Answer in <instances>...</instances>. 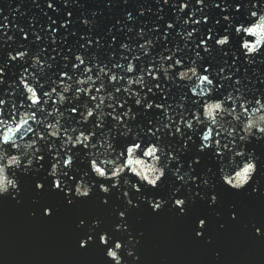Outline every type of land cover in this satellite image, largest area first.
Here are the masks:
<instances>
[{"label": "water", "instance_id": "1", "mask_svg": "<svg viewBox=\"0 0 264 264\" xmlns=\"http://www.w3.org/2000/svg\"><path fill=\"white\" fill-rule=\"evenodd\" d=\"M262 6L264 0H0V120L18 117L19 123L27 118L19 112L28 111L40 121L29 122L34 131L20 141L34 143V149L13 153L0 148L21 156L20 169L9 170L17 191L0 197V264H112L105 252L115 242L122 245V264H264V136L241 140L240 124L224 117L219 121L224 127L212 129L214 146L198 150L207 125H198L193 113H200L202 101L188 92L191 84L176 79L179 71L192 66L213 81L209 99L230 94L237 113L240 103L248 109L257 99L264 104V50L245 58L234 35V27L250 23L249 12L259 15ZM222 35L230 44L219 48L215 41ZM20 53L23 58L15 59ZM77 55L83 63L78 64ZM34 59L39 61L35 66ZM130 61L134 72L128 74L122 68ZM161 65L171 71L161 72ZM84 68L90 71L85 74ZM21 73L40 94L42 112L28 108ZM88 76L94 81L82 86L91 88L88 96L106 97L99 108L94 107L98 99L76 94L75 80ZM109 76L120 79L109 83ZM137 76L142 83H135ZM128 79L134 80L132 86ZM57 84L69 85V92L62 93ZM53 89L65 101L49 116L56 96L44 104L43 93ZM89 109L94 115L84 122ZM57 118L60 132L73 142L78 134L89 136L88 143L73 148L62 135L48 137L44 124ZM188 121L191 130L184 127ZM37 132L43 140L36 138ZM134 143L163 150L160 166L165 175L155 190L127 173L116 188L113 181L91 175L90 159H115ZM235 152H243L245 160L251 154L257 169L251 183L238 192L219 180L222 169L230 173L239 165ZM66 155L73 160L71 169L62 167ZM54 163L59 165L58 190L48 175ZM78 181L90 187L87 198L72 195ZM100 185L109 189L107 195L99 191ZM212 196L216 200L210 206ZM173 200L184 201L183 214L172 206ZM149 201L163 206L153 212ZM199 221L203 228L197 227ZM101 234L109 238L107 247L99 244ZM81 241L86 247H80Z\"/></svg>", "mask_w": 264, "mask_h": 264}, {"label": "clouds", "instance_id": "2", "mask_svg": "<svg viewBox=\"0 0 264 264\" xmlns=\"http://www.w3.org/2000/svg\"><path fill=\"white\" fill-rule=\"evenodd\" d=\"M199 2V0H198ZM51 7V5H49ZM252 8H256V4L252 5ZM264 8V6H262ZM184 5H181V11H183ZM239 11V9H236ZM225 21L228 20V17L223 18ZM251 22L247 25L240 24L234 27V35L240 39L239 49L245 58L255 57L262 50H264V10H262L259 15L256 11L249 12L247 17ZM187 23V22H185ZM63 26V25H62ZM171 27V25H169ZM188 35H191L189 33ZM230 44V39L227 35H222L220 38L216 39L215 45L219 48L226 47ZM24 53H20L15 59H22ZM14 59L12 56H9V60ZM75 60L79 63H83L82 58L77 55ZM33 66L39 63L37 60H33ZM74 65V67H78ZM177 67H180L179 62H177ZM84 73L87 74L90 69L84 68ZM103 72V69H100ZM122 71H125L128 74L134 72V66L130 61L126 68H122ZM151 71V69H149ZM161 72L171 71V68L165 69L163 65L160 68ZM207 72V69H204ZM107 75V73H104ZM28 79L24 77V74L21 73V78L19 80L20 87L23 89V93L25 95V99L29 109H37L39 111H43V107H41V98L40 94L33 86H30L25 80ZM61 80L66 79L65 76L60 77ZM120 77L118 76H109L108 82L112 83L113 81H119ZM152 79H157L156 76H152ZM165 79L168 77L165 75ZM176 79L181 82H186L191 84L188 88V92L190 95L197 100L202 101L200 105V113H193V120L196 121L198 125L201 123L207 125L204 128L203 132L199 136L201 147L198 150H208L210 147H213V140L216 133L212 130L219 127H224L223 124H220L219 121L224 117H230L231 122L240 124V131L243 133L241 136V140H247L249 137L254 136H264V104L261 103L260 99L255 101V106L251 109L247 108L246 103H240L239 105V113L236 112L235 108V100L231 98V95L224 96L219 100L209 99L208 97L212 95L211 88L213 86V81L209 79L207 75H201L198 73L195 67H188L186 70L179 71L176 74ZM143 78L137 76L135 78V83H142ZM94 83L91 76H88L87 79L77 78L75 80V85L77 88V95L80 92H83L85 97H88L89 100L95 101L99 100L100 104L94 105L95 108H99L100 105L103 104L106 97L104 96H92L89 97L88 93L91 91V88H84V85H90ZM128 86H132L134 83L133 79H128L126 81ZM56 87L61 89L62 93H68L70 90V86L67 84H57ZM101 88H97L96 92H101ZM127 94L128 89H124ZM56 96V99L52 100L53 108L51 112L48 113L49 116H52L56 111V105L59 102L63 104L65 101V96L59 93H55V90L43 93L44 100L43 103L47 104L48 100L53 96ZM135 95V93H133ZM107 99H111V96H108ZM238 99V98H237ZM139 103V101H137ZM3 104V101H0V105ZM225 104H231V108H226ZM21 115L26 116L22 122H17L18 117L12 119L10 122L5 120H0V148H8L11 152L16 153L19 152L21 148H23L24 153H28L29 149H34V143H20L23 141L25 137L31 134L34 129L29 125V122L32 124H40V121L34 118V113L28 111H20ZM75 114V113H73ZM94 115L93 110H86V114H83V121L87 122V120ZM97 119H100L97 116ZM113 119H117L113 117ZM59 118H57L56 123H45L44 130L47 132V136L50 138H56L58 135H62L64 140L71 144L73 148L83 144H87L90 137L82 134H78L75 136L74 142L72 141L70 136L64 135L60 132L58 127ZM192 121H188L184 125L185 128L191 130ZM219 129L217 128V131ZM228 136H232V130L227 129ZM19 137V140L17 139ZM36 138L43 140L44 137L40 135L39 132L36 133ZM99 143V141L97 142ZM109 146L107 141H105L104 151H108ZM163 154V150L155 144L149 143L147 146L142 148L140 143H134L127 145L123 152H117L115 159H97L93 158L89 160V171L91 175L96 180L103 181H113L112 187L116 188L117 183L121 176L127 175L131 176L135 179V181L139 184H143L147 188H151L155 190L160 181L163 179L165 175V170L160 166L161 156ZM217 156H221L222 154L217 151ZM234 157L240 159V163L238 166H234L233 170L229 173L227 170L222 169L219 175L220 182L229 190L232 191H241L246 188L252 181L257 169L256 163L251 158V154H249L248 159H244L243 152H235ZM53 160L56 159L55 156L52 157ZM171 159V157H169ZM122 160V164L119 162ZM31 164V160H29L24 167L27 168ZM73 164V160L69 156H65L62 161V167L64 169H71ZM228 164H233V157H229ZM21 166V156L16 154H7L4 151H0V197L8 195L10 190L17 191L18 184L17 181L9 176V170L16 169L19 170ZM167 165H165L166 167ZM58 164H52L48 175L53 178V190L60 189V182L55 179L58 173ZM87 175V174H85ZM125 184L128 183L127 180L124 181ZM37 189L41 188V185H36ZM133 190L139 191L136 187V184L132 185ZM99 191L107 195L109 189L104 185L99 186ZM91 189L84 183L76 182L72 195L77 198H87L90 195ZM67 195V193H66ZM216 198L214 196L210 197V206L215 203ZM106 201H102L104 203ZM149 206L152 208L153 212L158 211L163 205L160 201H157L156 204H152L149 201ZM172 206L176 209L181 210V214H183V200H173ZM44 215H50L49 210L44 211ZM123 217L121 216V219ZM234 219V216L232 217ZM97 226V222H93V227ZM198 228L204 227V222L199 221L197 224ZM116 230H119L117 227ZM259 235V231L256 232ZM197 237L200 236V233L197 232ZM108 237L105 234H101L99 237V244L102 247H107ZM90 242V241H88ZM80 247H86V242L81 241ZM122 250V245L119 242H115L111 248H107L105 252V258L112 262V264H122V260L119 256V252ZM127 255H131V253H127Z\"/></svg>", "mask_w": 264, "mask_h": 264}]
</instances>
